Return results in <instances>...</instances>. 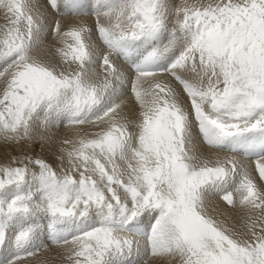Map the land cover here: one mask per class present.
<instances>
[{
	"label": "snow or ice",
	"instance_id": "1",
	"mask_svg": "<svg viewBox=\"0 0 264 264\" xmlns=\"http://www.w3.org/2000/svg\"><path fill=\"white\" fill-rule=\"evenodd\" d=\"M46 7L51 24L39 0H0V141L76 138L60 142V171L27 155L0 165V264L50 246L67 264H264V190L245 164L264 181V0ZM86 15L94 27L56 19ZM48 35L59 60L34 55ZM198 136L231 155L206 158ZM216 196L239 222L209 214Z\"/></svg>",
	"mask_w": 264,
	"mask_h": 264
},
{
	"label": "rangeland",
	"instance_id": "2",
	"mask_svg": "<svg viewBox=\"0 0 264 264\" xmlns=\"http://www.w3.org/2000/svg\"><path fill=\"white\" fill-rule=\"evenodd\" d=\"M170 1L174 7H179V5L183 2V0H170ZM39 9L41 11H44L47 14L49 23L51 24L53 22V17L55 16V14L53 12H51V10L46 7V0H39ZM71 18H74V19H71ZM80 18H81V20H80ZM56 19L61 20L62 30H67L68 28H70L72 26H79L80 24H86V23H87L86 25H88L89 27H94V24H95V17L92 15H86L83 17H80V16H76V17L66 16V17H62V18L56 17ZM66 20H72L73 22L77 21L79 23H76L75 25H72V24L64 25L63 23H66ZM3 23H4V20L2 19V17H0V24H3ZM172 26H174V24H170V27H172ZM165 42H167V41H165ZM59 46L60 45L57 43L56 38L53 35H48L47 39L44 41L43 46L40 49H38L34 53V55L37 58L44 59V60H48V59L59 60V56L56 54V51H55L56 48ZM113 59L115 61H118V59L116 57H113ZM101 71H102V69H101ZM165 79H168V78L166 77ZM174 86L177 87V89H179L178 85H174ZM124 99L126 102L125 107H124V111H127L130 113V115H131L130 119H134V120L138 119L139 106L135 103L134 98H132L131 94H129ZM134 103H135V105H134ZM129 108L132 109L133 111H130ZM87 127H91V128H87ZM94 130L95 129L92 126L86 125V126H83V131L81 134H84V132L94 131ZM133 130H135V129H133ZM68 132L74 133V131L72 129L67 128V127H60L59 129H53L52 132L49 133V135H51L53 138V143L47 144V145H42V143L40 142L41 144L36 145L38 147H34V149H32V150L29 149L31 147L32 143L27 144L26 146H23L25 151L23 150V152H20V154H21L20 157L22 158L25 155L31 156L34 158L39 157V158H43L49 162V160H47L45 158L46 153L44 152V150L50 149L53 145L57 146V144H61L60 142L62 140H65L64 137L66 136V134ZM74 135H75V133H74ZM57 136H60V137H57ZM70 139L71 138H69L67 140H70ZM198 139H200L199 136H198ZM200 140H202V139H200ZM14 146H17V145H14ZM205 146H206L205 149L210 150L207 148V145H205ZM63 147H68V146L63 145ZM49 151L53 152V155L55 156V160L50 161L49 163L52 164V166L54 168H56L57 171H60L61 163L58 160V156L61 155V151H60V153L58 152V146H57L55 151H51V150H49ZM226 154H228V153H226ZM229 155H231V154H229ZM215 159H214V161L213 160L212 161L215 162ZM5 161H7L5 164L9 163L8 160H5ZM0 165H3V164H0ZM64 167H67L66 161L64 163ZM252 175L255 178L258 187L259 188L261 187L260 189L264 190V181L260 180L259 174L253 173ZM234 195H237V194H234ZM237 199H238V195H237ZM212 201L209 204L208 211H209V214L212 215L214 218H216L218 220H226L228 224H232L234 222L240 221L241 216L243 215V211L239 207L231 208L219 196H216L214 199H212ZM221 213H223V215H221ZM132 239L137 240L140 238L132 237ZM142 241L143 240L140 239V243ZM141 244L143 245L144 242H142ZM60 251L61 250L56 249L54 246H50L48 249L41 251L36 256L28 257L25 260L21 261V264H67L64 257L60 255ZM52 252L55 255L52 254ZM57 257L60 258L59 262L55 260ZM165 263L167 264L168 261L165 260L164 258H161V259L160 258H149V261H148V264H165Z\"/></svg>",
	"mask_w": 264,
	"mask_h": 264
},
{
	"label": "bare ground",
	"instance_id": "3",
	"mask_svg": "<svg viewBox=\"0 0 264 264\" xmlns=\"http://www.w3.org/2000/svg\"><path fill=\"white\" fill-rule=\"evenodd\" d=\"M171 2V1H170ZM71 19H74V18H71ZM79 20V19H78ZM80 20H81V18H80ZM91 21V20H90ZM87 22V21H86ZM76 23H79V22H73L72 20H66V23H63L64 25H68V24H72V25H75ZM87 24V23H86ZM116 63L118 64V65H122L123 67H127V65L126 64H124L123 62H122V60H119L118 59V61H116ZM130 101V100H129ZM133 103V102H132ZM128 105V104H127ZM134 105H135V103H134ZM135 109V108H134ZM129 110L130 111H133L132 109H130L129 108ZM124 113L126 114V115H128V117L130 118L131 117V115H130V113L129 112H127V111H124ZM87 128H91V127H87ZM57 137H60V136H57ZM65 139H69V138H71L70 140H73V139H75L76 137H75V135H74V133H72V132H68L67 134H66V136L64 137ZM39 144H41L39 141H37V142H35V143H32V145H31V147L29 148V149H34V147H38V146H36V145H39ZM200 144H201V151L203 152V154H204V156L206 157V158H209L210 160H213L214 161V159L215 158H217V156H219L220 158H224V157H226V156H230L229 154H226L225 152H222V153H216V152H213L212 150H207V149H205L206 148V146H205V144H203V142H202V140H200ZM60 145V146H59ZM26 146V145H25ZM57 146H58V152L60 153V151H61V148L63 147V145H61V144H57ZM57 146L56 145H53L50 149H45L44 150V152L46 153V155H45V158L47 159V160H49V162L50 161H53V160H55V156L53 155V152H50L49 150H51V151H55L56 150V148H57ZM69 147V146H68ZM23 150L25 151V149L23 148V147H21V146H14V145H11V144H8V145H6V144H4L3 143V141H1L0 142V164H5L7 161H5V160H8V162H10L14 157H20V152H23ZM60 155V154H59ZM237 159H242V157H240V158H238V157H236ZM55 162V161H54ZM245 164H246V166L249 168V170L252 172V174L253 173H258L257 171H256V169H255V161H253V162H245ZM259 174V173H258ZM261 188V187H260ZM213 202V201H212ZM213 208V207H212ZM50 253V252H49ZM48 254V253H47ZM52 254H54L53 252H52ZM55 255V254H54ZM52 257V256H51ZM161 259V258H160ZM56 261H58L59 262V260H60V258L59 257H57L56 259H55ZM163 260V259H162ZM37 262V261H36ZM61 262V261H60ZM38 263V262H37ZM169 263V262H168ZM167 263V264H168ZM166 264V263H165ZM171 264H175V262H171Z\"/></svg>",
	"mask_w": 264,
	"mask_h": 264
}]
</instances>
